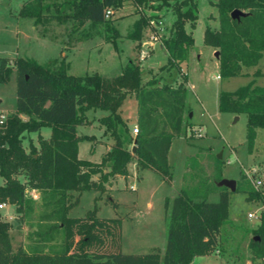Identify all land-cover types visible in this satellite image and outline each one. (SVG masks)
Masks as SVG:
<instances>
[{
	"label": "trees",
	"instance_id": "trees-1",
	"mask_svg": "<svg viewBox=\"0 0 264 264\" xmlns=\"http://www.w3.org/2000/svg\"><path fill=\"white\" fill-rule=\"evenodd\" d=\"M126 0H64L43 2L27 0L19 13L40 23L44 17L65 21L72 18L75 25L85 20L93 23L108 21L105 9L118 8ZM142 6L147 0H131ZM168 0H162L161 4ZM218 26L209 24L203 30V42L218 50L220 76L247 73L258 63L264 52V0H215ZM175 18L171 34L162 41V48L170 66H180L188 58L193 43L192 30L197 20L195 1L182 0L173 6ZM238 8L245 15L233 18L231 11ZM138 10V9H137ZM148 22L140 15L132 31L127 33L139 39L142 26ZM0 58V81L9 78L11 67L16 74L15 108L7 113L0 125V203L10 204L17 213L29 208L31 200L26 189L41 192L48 205L53 204L51 217L56 219L50 229H57L62 237L59 245L45 247L42 241L48 232H38L40 240L29 250L21 244L13 246L10 222L0 210V264H191L194 257L210 255L221 249L222 227L229 216L230 191L215 185L217 201H209L213 190L207 187L201 193L183 188L172 199L166 198L164 214L167 224L166 245L163 254L153 250L143 254L122 252V218H101L96 207L83 217L68 216L78 204L83 191L104 192L105 184L117 176L127 175V164L137 169H149L170 183L172 173L167 160L168 150L175 137L187 124L185 112L186 88L183 85L148 84L142 81L141 67L129 59L121 71L104 76L98 72L72 74L61 62L56 67L42 64L29 57L17 56L13 65ZM254 75L262 74L255 69ZM183 79L187 74L183 72ZM134 93L137 103V133L127 134V120L121 114V105L128 93ZM108 110L99 117L113 139L110 149L98 162L78 156V142L86 136L77 134V124L86 122L88 108ZM221 111L246 114V138L252 150L257 127H264V85L251 79L233 90H221L218 95ZM23 115L25 117H23ZM186 121H185V119ZM50 127L48 137L40 133L37 144L23 140L26 133L39 132ZM21 177V178H20ZM222 177L217 175V183ZM246 199L262 200L259 224L252 229L248 247L255 259L264 264V190L238 187ZM77 194L70 199V193ZM114 207L117 203L111 201ZM38 228L40 226L38 225ZM48 231V230H47Z\"/></svg>",
	"mask_w": 264,
	"mask_h": 264
},
{
	"label": "rangeland",
	"instance_id": "rangeland-1",
	"mask_svg": "<svg viewBox=\"0 0 264 264\" xmlns=\"http://www.w3.org/2000/svg\"><path fill=\"white\" fill-rule=\"evenodd\" d=\"M27 0H0V58L13 65L15 57H29L39 63L56 67L61 62L72 74L98 72L104 76L119 73L129 59L141 67L142 81L185 85V112L187 124L183 125L180 136L175 137L168 150L167 160L172 173L171 182H166L159 174L149 169H137L133 162L127 164V175L117 176L105 184L104 192L86 190L72 207L68 216L83 217L96 207V215L101 218H122V252L143 254L159 250L163 254L166 245L167 224L163 219L164 202L172 199L183 188L191 193L203 194L207 187L209 201H217L215 191L217 175L222 179H232L238 187L256 189L250 179L255 169L256 179H262L264 190V127H257L252 150L248 149L246 138V114L221 111L218 95L221 90H233L247 84L254 68L262 74L255 76V83L264 85V52L255 67H248V73L220 76L219 65L214 50L203 42L204 27L218 26L217 7L214 0H191L197 4V20L193 28L186 22L187 31L192 30L193 43L187 62L180 66H170L167 55L160 43L171 34V23L175 18V4L182 0H147L142 7H136L131 0L113 9L108 21L93 23L85 20L81 25L68 18L58 21L44 17L35 24L34 18L19 13L22 3ZM64 0H43V2ZM138 9V10H137ZM140 12L148 18L156 19L153 27L146 22L139 39L127 36L132 31ZM158 29V39L151 34ZM142 50L146 55L140 57ZM8 80L0 81V112L9 113L15 108L16 74L11 67ZM187 74L184 80L182 74ZM218 75V76H217ZM136 100L128 93L120 107L127 120L129 132L134 135ZM108 110L88 108V121L77 124V134L83 137L78 142V156L98 162L109 149L113 139L99 117ZM23 117H25L23 115ZM199 132V136L195 135ZM48 137L49 126H42L39 132L26 133L23 143L29 140L37 144V136ZM221 154V158L218 155ZM230 160V163H226ZM21 178V177H20ZM1 182V178H0ZM26 197L31 200L29 208L17 213L10 207L12 218L5 209L3 218L11 224L9 234L14 247L22 245L26 250L40 240L37 233L46 231L45 247L59 245L62 241L57 229H50L56 219L51 217L53 204L45 203L40 191L26 189ZM77 193L71 192L70 199ZM118 205L114 207L112 202ZM229 216L222 227L221 249L210 255L196 256L193 264H262L252 257L248 243L253 236L252 229L259 223L262 200L246 199V193L230 191ZM151 204V208L148 206ZM251 213L253 216L249 217ZM38 225L40 228H38ZM48 230V231H47Z\"/></svg>",
	"mask_w": 264,
	"mask_h": 264
},
{
	"label": "built area",
	"instance_id": "built-area-1",
	"mask_svg": "<svg viewBox=\"0 0 264 264\" xmlns=\"http://www.w3.org/2000/svg\"><path fill=\"white\" fill-rule=\"evenodd\" d=\"M138 7L141 8L142 6H138ZM112 12H113V9L111 7H107L105 9L104 16L106 18H108ZM148 22H149V24H151L154 27L157 21H156V19L151 18ZM153 32L154 33L151 34L152 38L158 39V36H157L158 29L157 30L155 29ZM145 55H146V51L142 50V52L140 53V57H143ZM6 117H7L6 112H0V125H2L5 122ZM133 132H134V134L137 133V126L133 127ZM194 134L199 136V132H195ZM226 163H230V160H227ZM256 172L257 171L255 169L252 170V174L250 175V179L253 181V183L257 189L263 185V180L262 179H256V177H255ZM3 206H4V203H0V209ZM248 216L252 217L253 215L251 213H249Z\"/></svg>",
	"mask_w": 264,
	"mask_h": 264
},
{
	"label": "crops",
	"instance_id": "crops-1",
	"mask_svg": "<svg viewBox=\"0 0 264 264\" xmlns=\"http://www.w3.org/2000/svg\"><path fill=\"white\" fill-rule=\"evenodd\" d=\"M215 1V0H214ZM212 47V46H211ZM160 48L163 50V48H162V44L160 43ZM212 49L215 51L216 49L214 48V47H212ZM163 52L165 53V51L163 50ZM189 52H190V48H189ZM188 52V58H189V56H190V53ZM166 54V53H165ZM188 58H187V60L186 61H183V62H187L188 61ZM217 58V60H218V57H216ZM258 64V63H257ZM256 64V65H257ZM256 65H254V66H251V67H255ZM255 69H259L260 70V68H254L253 69V71L251 72L252 73V76H253V78L252 79H254V81H255V76H257V75H254L253 74V72H254V70ZM247 73H248V70H247V68H246V70H245ZM262 73H263V71L262 70H260ZM218 76V75H217ZM157 84V83H156ZM185 86V85H184ZM185 88H186V86H185ZM132 93V92H131ZM133 95H134V97H135V94L133 93ZM135 100H136V98H135ZM135 123L133 124V125H135L136 126V118H137V103H136V105H135ZM112 144V143H111ZM111 144H109V149H110V146H111ZM108 149V150H109ZM107 150V151H108ZM104 154V153H103ZM220 158H221V155H220ZM1 178V177H0ZM3 183V180H2V178H1V182H0V184H2ZM34 191H35V189H33ZM148 206L151 208L152 206H151V204L150 203H148ZM10 207H12V208H15L13 205H10V204H4V206L2 207L3 209H5V213H6V215H7V217L8 218H12V216H13V214H12V211L10 210L11 208ZM262 207L263 206H261L260 207V211H261V209H262ZM1 208V209H2ZM2 212V211H1ZM2 215H4V214H2ZM163 219L165 220V214H164V216H163ZM6 220V219H5ZM7 221H9L8 219H7ZM259 224V223H258ZM195 258V257H194ZM193 261H194V259H193ZM193 261H192V263L191 264H193Z\"/></svg>",
	"mask_w": 264,
	"mask_h": 264
},
{
	"label": "water",
	"instance_id": "water-1",
	"mask_svg": "<svg viewBox=\"0 0 264 264\" xmlns=\"http://www.w3.org/2000/svg\"><path fill=\"white\" fill-rule=\"evenodd\" d=\"M245 14H246V12H244L238 8H235L231 11V16L233 18H237V19L239 18V16L245 15ZM218 54H219L218 50H215L214 55L216 57H218ZM220 155L221 154L218 155L219 158H220ZM217 185L218 186H224V187L228 188L229 191H235V189H236V182L232 179L223 178L217 183Z\"/></svg>",
	"mask_w": 264,
	"mask_h": 264
}]
</instances>
